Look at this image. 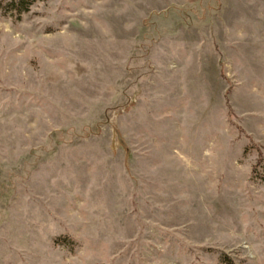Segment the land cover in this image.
Masks as SVG:
<instances>
[{"label": "rangeland", "instance_id": "374dc122", "mask_svg": "<svg viewBox=\"0 0 264 264\" xmlns=\"http://www.w3.org/2000/svg\"><path fill=\"white\" fill-rule=\"evenodd\" d=\"M0 0V264H264V0Z\"/></svg>", "mask_w": 264, "mask_h": 264}, {"label": "trees", "instance_id": "16d2710c", "mask_svg": "<svg viewBox=\"0 0 264 264\" xmlns=\"http://www.w3.org/2000/svg\"><path fill=\"white\" fill-rule=\"evenodd\" d=\"M33 1L35 0H13L8 7L20 14L26 12Z\"/></svg>", "mask_w": 264, "mask_h": 264}]
</instances>
